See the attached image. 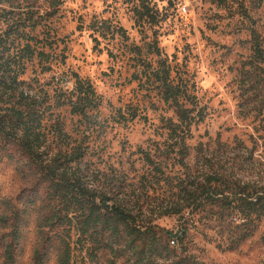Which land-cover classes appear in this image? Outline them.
<instances>
[{"label":"rangeland","instance_id":"obj_1","mask_svg":"<svg viewBox=\"0 0 264 264\" xmlns=\"http://www.w3.org/2000/svg\"><path fill=\"white\" fill-rule=\"evenodd\" d=\"M17 22L28 25L32 45L46 54L26 62L21 80L48 94L45 124L55 151L85 148L81 169L91 185L143 207L136 213L145 225L175 233L188 229L184 249L200 264H264V217L248 226L222 206L173 214L183 202L180 186L215 172L224 176L228 191L264 194V63L253 49L255 41L264 49V0L0 5V30ZM160 71L186 86L193 107L203 113L192 127L183 167L177 163L180 155L168 156L164 146L167 120H176V114L155 76ZM76 76L90 82L100 99L87 117L63 104ZM141 150L163 163L164 176L144 162ZM36 184L28 160L0 140V198L16 202ZM39 189L43 199L46 189ZM37 241L32 224L19 264H34ZM108 258H86V263L109 264ZM48 264H57L55 252Z\"/></svg>","mask_w":264,"mask_h":264},{"label":"trees","instance_id":"obj_2","mask_svg":"<svg viewBox=\"0 0 264 264\" xmlns=\"http://www.w3.org/2000/svg\"><path fill=\"white\" fill-rule=\"evenodd\" d=\"M21 1L30 0H0V5L14 8ZM27 28L26 23L17 22L0 30V140L28 160L37 184L19 195L16 202L0 198V264H19L32 224L38 235L34 264H48L54 252L57 264H87L86 258L100 256H109V264H200L184 249L188 229L175 233L157 225H145L136 213L143 207L126 201L119 193L91 185L89 176L81 169L85 148H52L45 124L50 110L48 94L26 88V82L21 80L27 61L35 57L46 59V54L37 52L32 45L34 37ZM253 49L256 58L264 63L261 44L255 41ZM155 76L165 102L176 114V120H167L166 153H178L181 159L177 163L183 167L190 155L188 139L192 127L200 123L203 113L193 107L187 87L176 85L169 71L157 72ZM74 84L69 101L63 104L69 105L74 115L87 117L98 107L100 99L90 82L76 76ZM60 132L63 131L59 130L61 135ZM140 152L144 162L154 167L155 174L164 176L163 163L157 162L151 151ZM188 180L189 188L180 186L183 202L176 205L180 209L173 214L222 206L232 209V216L248 226L264 217V194L228 191L223 188L224 176L217 172L206 175L202 181ZM41 186L46 189L43 199ZM126 257L128 260L119 263Z\"/></svg>","mask_w":264,"mask_h":264},{"label":"built area","instance_id":"obj_3","mask_svg":"<svg viewBox=\"0 0 264 264\" xmlns=\"http://www.w3.org/2000/svg\"><path fill=\"white\" fill-rule=\"evenodd\" d=\"M181 10H182L183 13H187L188 12V7L186 5H183Z\"/></svg>","mask_w":264,"mask_h":264}]
</instances>
